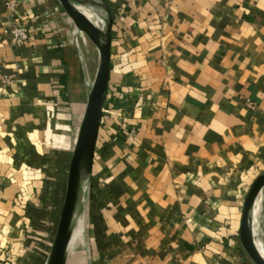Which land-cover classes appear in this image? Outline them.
I'll use <instances>...</instances> for the list:
<instances>
[{"label":"crops","instance_id":"1","mask_svg":"<svg viewBox=\"0 0 264 264\" xmlns=\"http://www.w3.org/2000/svg\"><path fill=\"white\" fill-rule=\"evenodd\" d=\"M4 3L0 261L35 155L56 149L67 181L98 67L58 0H20L14 16ZM106 3L111 72L80 215L85 264H254L239 234L264 172V0ZM10 23L26 42L4 33ZM263 224L253 216L255 238Z\"/></svg>","mask_w":264,"mask_h":264},{"label":"water","instance_id":"2","mask_svg":"<svg viewBox=\"0 0 264 264\" xmlns=\"http://www.w3.org/2000/svg\"><path fill=\"white\" fill-rule=\"evenodd\" d=\"M78 30L85 33L98 50V67L88 92L85 112L71 156L64 200L55 237L46 264H67L74 225L82 215L89 187L94 151L103 104L111 72L110 44L112 16L106 0H58ZM84 10L92 13V18ZM264 201V172L250 186L242 207L240 241L254 264H264L253 230V209ZM261 205V202H260Z\"/></svg>","mask_w":264,"mask_h":264},{"label":"rangeland","instance_id":"3","mask_svg":"<svg viewBox=\"0 0 264 264\" xmlns=\"http://www.w3.org/2000/svg\"><path fill=\"white\" fill-rule=\"evenodd\" d=\"M35 156L38 160L26 172L23 195L14 204L17 207L14 236L4 247L2 264H46V253L55 237L64 200L63 184L67 182L61 181L62 156L56 149ZM257 239L264 240V231L259 232ZM82 242L69 250L67 264H85L88 253Z\"/></svg>","mask_w":264,"mask_h":264},{"label":"bare ground","instance_id":"4","mask_svg":"<svg viewBox=\"0 0 264 264\" xmlns=\"http://www.w3.org/2000/svg\"><path fill=\"white\" fill-rule=\"evenodd\" d=\"M84 11H85V14L87 16H89L90 18L93 17L91 12H89L88 10H84ZM253 215L259 217L261 221L262 220L264 221V214L262 212L259 199L255 203V206L253 209ZM257 230H260V226H257L255 228V231H257ZM82 232H83V227H82L81 217L79 216L77 218L75 225H74V230H73L71 242H70V250H71L72 242H73L74 246L81 243V241L83 240L82 239ZM256 244H257V247L259 248L261 254L264 256V240L257 239Z\"/></svg>","mask_w":264,"mask_h":264},{"label":"built area","instance_id":"5","mask_svg":"<svg viewBox=\"0 0 264 264\" xmlns=\"http://www.w3.org/2000/svg\"><path fill=\"white\" fill-rule=\"evenodd\" d=\"M20 0H5V7L11 12V15L14 16L16 13L17 6ZM5 34H11L15 39L16 44H22L26 42L29 38L28 29L23 25H16L10 23L4 29ZM108 90V89H107ZM107 93V92H106Z\"/></svg>","mask_w":264,"mask_h":264}]
</instances>
